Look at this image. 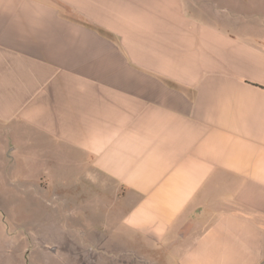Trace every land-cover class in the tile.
Instances as JSON below:
<instances>
[{
  "label": "crops",
  "instance_id": "obj_1",
  "mask_svg": "<svg viewBox=\"0 0 264 264\" xmlns=\"http://www.w3.org/2000/svg\"><path fill=\"white\" fill-rule=\"evenodd\" d=\"M26 216L79 264H264V0H0V264Z\"/></svg>",
  "mask_w": 264,
  "mask_h": 264
},
{
  "label": "rangeland",
  "instance_id": "obj_2",
  "mask_svg": "<svg viewBox=\"0 0 264 264\" xmlns=\"http://www.w3.org/2000/svg\"><path fill=\"white\" fill-rule=\"evenodd\" d=\"M42 201H44L42 199ZM36 203V206L38 207V210L43 211L45 207V202ZM34 204L30 203H22L21 204V211L22 215L27 213L29 211L30 206L32 207ZM29 218L27 216L25 218L20 219V225L18 229L15 230V234L9 235L5 238V245L7 246L8 243L12 244L13 237H15V240L19 239L20 242V264H31L32 262H36V264H65L66 262L68 264H79L80 262H83L84 260H89L94 257V251H78L76 249L70 250V251H54L45 252L44 250V236L39 235V240L37 236H33L30 233L29 229ZM34 221V220H30ZM37 221L44 222L43 218H38ZM35 238L41 241L40 243H37L35 241ZM0 243L3 244L1 238ZM38 249V251H35V249ZM35 251V252H34ZM31 255V256H30ZM12 259V257H10ZM86 258V259H84ZM14 262H16L14 260Z\"/></svg>",
  "mask_w": 264,
  "mask_h": 264
}]
</instances>
